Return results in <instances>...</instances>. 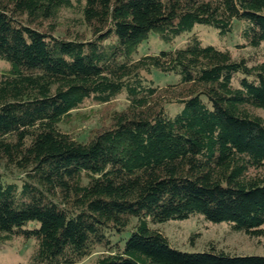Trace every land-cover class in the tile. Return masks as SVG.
<instances>
[{"label": "trees", "instance_id": "1", "mask_svg": "<svg viewBox=\"0 0 264 264\" xmlns=\"http://www.w3.org/2000/svg\"><path fill=\"white\" fill-rule=\"evenodd\" d=\"M64 10L87 34L63 31ZM235 22L239 47L264 46V0H0V244L33 242L30 264H76L97 246L93 264H264L178 250L153 227L197 215L264 235V53L235 59L192 33L132 57L151 32L227 36ZM153 69L178 81L155 85ZM118 95L126 106L87 139L60 129L86 99Z\"/></svg>", "mask_w": 264, "mask_h": 264}, {"label": "rangeland", "instance_id": "2", "mask_svg": "<svg viewBox=\"0 0 264 264\" xmlns=\"http://www.w3.org/2000/svg\"><path fill=\"white\" fill-rule=\"evenodd\" d=\"M61 26L63 31L81 32L87 31L81 25L76 10H64L61 15ZM195 33L204 45H213L220 49H228L233 58H251L250 63L262 58L264 46L260 48L239 47L242 43L240 36V25L234 23L233 30L227 36H223L211 26L196 24L191 32H186L175 38L172 42L161 40L154 32L149 33L147 39L143 40L132 57L138 59L146 54H157L163 50H172L181 47L187 37ZM8 70V65L0 60V76ZM160 87L176 83L178 76L175 73H164L153 69L146 75ZM127 104L124 95H118L110 102L99 104L92 99H86L80 107L71 113L60 123V129L70 134L74 139L85 140L94 131L103 129L110 124V114L116 110H122ZM182 107L180 103H171L166 106L170 115L176 114ZM258 115L264 119V111L256 110ZM153 227L161 231L170 245L183 251H206L210 245L216 250H222L231 255H260L264 256V235L250 237L243 232L230 229L226 222L212 223L201 216H192L185 220H171ZM130 229L113 237L112 241L119 240L122 247L128 237ZM33 242L22 243L14 240L10 243L0 244V264H30ZM102 247H96L92 254L76 264H93L97 256L102 253Z\"/></svg>", "mask_w": 264, "mask_h": 264}]
</instances>
